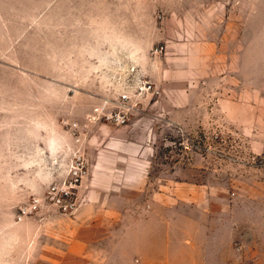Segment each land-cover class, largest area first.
Segmentation results:
<instances>
[{"label": "rangeland", "instance_id": "374dc122", "mask_svg": "<svg viewBox=\"0 0 264 264\" xmlns=\"http://www.w3.org/2000/svg\"><path fill=\"white\" fill-rule=\"evenodd\" d=\"M69 1L0 0V11L6 4L14 11L0 14V117L14 121L15 131L24 121L32 144H38L40 132L47 142L51 135L59 139L55 149L0 150V225L42 209L62 213L45 204L17 217L22 205L43 195L63 172L75 150L90 166L97 151L72 139L83 136L90 123L119 126L92 115L104 98L115 104L122 86L110 93L94 87L104 81L99 59L55 54L53 34H161L146 51L159 59L170 34H204L198 42L205 51L190 56L189 103L176 106V120L157 121L145 175L120 184L125 197L105 200L114 213L102 225L104 236L88 248L89 260L70 264H264V39L255 35L254 69H242L240 62L238 72L232 71L230 58V34H238L241 49L255 23L246 24L240 14L232 18V0H143L150 6L144 21L122 24L119 31L118 24L103 20H67ZM74 1L93 6L98 18L102 5L116 0ZM56 2L63 7L62 22L56 19ZM207 34L214 35L211 49ZM136 70L118 78L137 73L154 89L131 96L128 122L154 111L162 92L154 77ZM80 78H89V87L78 83Z\"/></svg>", "mask_w": 264, "mask_h": 264}, {"label": "crops", "instance_id": "0c3cea01", "mask_svg": "<svg viewBox=\"0 0 264 264\" xmlns=\"http://www.w3.org/2000/svg\"><path fill=\"white\" fill-rule=\"evenodd\" d=\"M254 1H231L232 18L240 14L246 24L255 23L253 32H246L245 40H241V49L238 34H230L232 71L238 72L240 62L242 69H254V64L250 62L254 55L255 48L252 45L255 35L260 34L264 39V0H259L257 4ZM78 4H81V9H76ZM66 6L67 20H82L92 24L103 20L118 24L119 31L122 24L143 22L144 15L150 9L143 0H116L113 4L104 3L97 14L98 18H95V10L88 3L70 0ZM196 8L189 11L190 14H195ZM11 12L14 13L6 4L2 6L0 14L8 17ZM63 16V7L56 2V19L60 18L62 22ZM160 35L53 34L55 54L78 55L86 60L92 57L99 59L104 68V81L94 87L101 86L105 88L104 92L110 93L113 87H120L121 79L118 76L127 70L131 72L137 69L138 72L142 70L154 77L160 83L162 92L155 100L157 105L154 111L136 114L125 125L90 123L83 136L81 134L77 138H71L82 147H93L97 151L80 187L81 205L71 215L42 209L22 220L12 218L0 225V264H70L89 260L88 248L104 236L105 227L102 225L106 216L114 213L105 200L113 196L125 197L119 190L120 184L138 182V175H145L154 152L157 121L164 116L169 120H176L179 118L176 106L180 103L187 104L190 100V71L194 64L190 56H197L205 51L198 42L204 34H170V39L165 44L166 53L159 59L158 56L151 57L146 51ZM207 39L210 40L211 49L214 46V35L207 34ZM208 53L214 52L208 50ZM61 66V62L56 59L55 68L59 69ZM87 80L89 78L77 79L78 83L88 86L90 82ZM183 115L186 116L185 113ZM31 135L30 130L25 128L24 121L21 129L15 131L14 121L8 116L0 117V150L41 151L55 149L59 143L56 135H51L47 142V134L40 132L38 144H32ZM135 195L138 197V193ZM63 222H67L66 226ZM64 238L67 240L65 244L62 242ZM86 248L88 253L84 254Z\"/></svg>", "mask_w": 264, "mask_h": 264}, {"label": "built area", "instance_id": "2783aa9c", "mask_svg": "<svg viewBox=\"0 0 264 264\" xmlns=\"http://www.w3.org/2000/svg\"><path fill=\"white\" fill-rule=\"evenodd\" d=\"M131 76L129 79L125 77L120 80L122 90L117 94L115 104L109 103L108 98H104L100 105L93 107L96 114L92 115L94 119L104 117L116 125L128 123V102L131 96L137 97L138 92L153 91L154 89L150 82L139 77L137 73L131 74ZM76 125V121L71 122L73 133H75V129L76 131L78 129ZM77 151L75 150L67 159L63 172H57L54 179L47 184L43 195L34 196L30 202L21 206L18 218L30 212L39 211L45 204L55 207L62 213H72L78 208L80 187L88 174L89 165L85 155Z\"/></svg>", "mask_w": 264, "mask_h": 264}]
</instances>
